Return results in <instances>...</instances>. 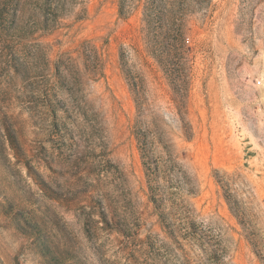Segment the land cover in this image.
Returning <instances> with one entry per match:
<instances>
[{
	"label": "rangeland",
	"instance_id": "1",
	"mask_svg": "<svg viewBox=\"0 0 264 264\" xmlns=\"http://www.w3.org/2000/svg\"><path fill=\"white\" fill-rule=\"evenodd\" d=\"M0 264H264V0H0Z\"/></svg>",
	"mask_w": 264,
	"mask_h": 264
},
{
	"label": "trees",
	"instance_id": "2",
	"mask_svg": "<svg viewBox=\"0 0 264 264\" xmlns=\"http://www.w3.org/2000/svg\"><path fill=\"white\" fill-rule=\"evenodd\" d=\"M166 11H168V10H166ZM177 13V12H176ZM166 15V14H165ZM168 16V15H167ZM183 16V14L182 15H180L179 13H178V17L176 16L175 17V14H174V20L172 21L173 22V25L172 26H174V27H171L170 28V34H169V32H168V37L170 38H172V40H173V42H174V45H172L173 47H175L176 49H178V50H180V51H185L184 50V47H183V44L181 43V36H182V22H181V20H182V17ZM150 15H147V19L148 20H150ZM156 18H158V20L160 21V24L163 22V19H164V13L163 12H158L157 13V17ZM177 20H179L180 22H176L175 23V21H177ZM178 23V24H177ZM166 33V32H165ZM160 46H162V44L160 43ZM176 49H174V50H176ZM166 53L165 54H167V55H169V50L168 51H165ZM162 54V53H161ZM164 55V54H163ZM158 58H159V61H161V62H164V57L162 56V55H158ZM155 201V200H154Z\"/></svg>",
	"mask_w": 264,
	"mask_h": 264
}]
</instances>
